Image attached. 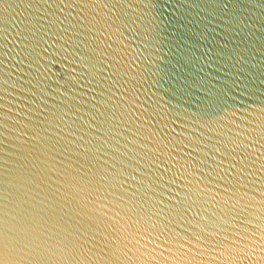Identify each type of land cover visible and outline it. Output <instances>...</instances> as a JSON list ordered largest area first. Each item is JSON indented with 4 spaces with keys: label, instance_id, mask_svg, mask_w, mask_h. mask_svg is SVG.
<instances>
[{
    "label": "water",
    "instance_id": "obj_1",
    "mask_svg": "<svg viewBox=\"0 0 264 264\" xmlns=\"http://www.w3.org/2000/svg\"><path fill=\"white\" fill-rule=\"evenodd\" d=\"M0 239L264 264V0H0Z\"/></svg>",
    "mask_w": 264,
    "mask_h": 264
},
{
    "label": "snow or ice",
    "instance_id": "obj_2",
    "mask_svg": "<svg viewBox=\"0 0 264 264\" xmlns=\"http://www.w3.org/2000/svg\"><path fill=\"white\" fill-rule=\"evenodd\" d=\"M14 249L25 257L29 256V254L33 251V249L29 247L28 241L25 239H20L16 241L14 245ZM2 256H3V240L0 239V264H3Z\"/></svg>",
    "mask_w": 264,
    "mask_h": 264
}]
</instances>
